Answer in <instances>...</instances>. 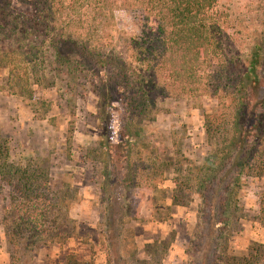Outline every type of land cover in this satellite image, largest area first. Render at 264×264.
I'll use <instances>...</instances> for the list:
<instances>
[{"label":"trees","instance_id":"obj_1","mask_svg":"<svg viewBox=\"0 0 264 264\" xmlns=\"http://www.w3.org/2000/svg\"><path fill=\"white\" fill-rule=\"evenodd\" d=\"M119 13L134 26L119 37L125 58L112 35ZM229 23L219 0H0L4 92L33 101L34 87L60 82L71 100L94 81L104 111L114 103L121 108L117 142L85 156L105 164L102 224L112 254H119L116 229L137 213L129 211L134 200L128 203L127 194L158 189L164 169L172 168V206H187L194 195L200 200L190 262L264 264V245L242 260L226 253L244 179L264 177V26L248 47L233 51ZM203 96L216 102L204 116L209 159L197 163L177 151L162 161L144 134L161 112L157 99ZM27 161L14 163L0 138V181L13 192L0 220L9 264H32L40 248L64 245L76 232L69 213L78 191L63 182L53 186L47 160ZM259 223L264 228V191ZM67 264L89 263L69 258Z\"/></svg>","mask_w":264,"mask_h":264},{"label":"rangeland","instance_id":"obj_2","mask_svg":"<svg viewBox=\"0 0 264 264\" xmlns=\"http://www.w3.org/2000/svg\"><path fill=\"white\" fill-rule=\"evenodd\" d=\"M219 8L230 15L232 50L242 51L241 48L248 47L257 32L263 29L264 0H219ZM133 29L130 16L117 14L112 35L115 52L122 58L126 57V49L119 37L124 32L132 34ZM7 74L6 70L0 69V138L8 142L11 160L14 163L47 160L52 185L70 184L79 193V200L69 213L76 226L74 238L61 246L40 248L33 255L32 264H67L69 258L89 264H113L118 258L128 264H192L187 254L195 240L200 200L194 195L190 196L192 202L187 206H172V179L176 177L172 168L164 169L162 179L166 181L161 182L158 189L151 191L144 187L134 190L131 196L127 194L128 203L134 200V204L128 205L129 211L137 212L136 216L116 229L119 254H112L108 247L102 224L104 192L100 188L105 164L94 161L95 157L86 160L85 156L90 151L103 150L107 140L117 142L122 115L119 105L114 103V109L104 111L97 92H94V81L86 82V89L77 90L71 100L60 82L51 88L34 87V99L30 101L2 90ZM157 100L161 112L144 129L156 155L165 161L178 151L184 159L206 162L209 149L204 116L216 108V102L206 96L178 101ZM69 138L72 139L71 147ZM148 176L146 173L143 178ZM263 191L264 177L244 179L237 221L227 242V257L242 260L250 255L253 247L264 245V228L259 223ZM12 193L10 187L0 181V220ZM0 264H9L1 225Z\"/></svg>","mask_w":264,"mask_h":264}]
</instances>
